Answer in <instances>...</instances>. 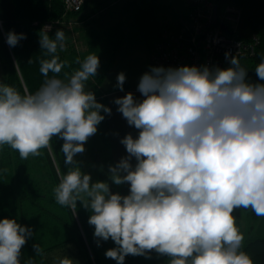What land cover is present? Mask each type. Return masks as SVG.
Segmentation results:
<instances>
[{"label": "clouds", "instance_id": "clouds-1", "mask_svg": "<svg viewBox=\"0 0 264 264\" xmlns=\"http://www.w3.org/2000/svg\"><path fill=\"white\" fill-rule=\"evenodd\" d=\"M49 31L45 26L40 33V47L50 57L40 60V88L21 94L0 82V147L27 159L49 148L53 137L63 140L68 170L53 189L55 201L74 213L78 202L90 210L98 246L111 239L116 247L105 256L116 264L129 255L150 258L153 251L169 257V264H254L241 250L244 236L234 213L251 209L264 217V58L255 67L260 82L250 81L237 56L226 52L227 68L150 67L137 86L142 99L131 92L115 98L117 112L138 130L120 140L127 155L108 167L112 184L129 185L121 195L108 182H92L75 159L105 119L101 112L112 111L86 90L99 57L78 58L79 68L60 78L67 61L57 51L65 50L66 36L57 29L50 38ZM22 39L25 34L10 31L6 42L15 47ZM125 81L119 73L120 91ZM32 236L15 219H0V264H21ZM33 249L41 251L37 244Z\"/></svg>", "mask_w": 264, "mask_h": 264}, {"label": "trees", "instance_id": "trees-1", "mask_svg": "<svg viewBox=\"0 0 264 264\" xmlns=\"http://www.w3.org/2000/svg\"><path fill=\"white\" fill-rule=\"evenodd\" d=\"M133 1L86 0L80 12L66 13L61 0H0V82L14 87L21 94L37 91L45 79L39 71L40 60L50 58L40 47L41 30L46 24L73 21L89 26L86 38L88 36L90 41L87 42L86 54L82 56L75 52L74 46L69 49L66 47L64 51L58 49L60 60L67 61L59 77L64 79L65 73L71 75L77 70L78 58L83 61L87 55L96 54L100 61L98 73L86 83L95 90L100 89L116 64L117 55L125 42L122 23L107 25L103 21L106 20L105 14L114 8L118 10L122 5L121 10L131 19L141 21L148 18L150 21L153 7L147 0H141L143 7L134 10ZM211 1L220 9L232 6L241 11L239 38L247 39L251 34L260 40L256 55L246 66L248 79L260 82L255 74V67L264 58V0ZM189 3L191 7V2ZM95 23L97 29L92 27ZM10 31L23 33L26 39L20 40L15 47H10L6 42ZM48 35L54 38L55 31H49ZM116 84L108 93L120 91ZM129 87L130 84L125 82L124 90ZM99 97L98 102L103 103L105 97ZM101 114L105 115V119L92 136L91 147L84 146L85 151L75 159L81 171L91 175L92 182H108L113 193L121 194L119 186L109 180L111 158H102L99 151L98 143L104 135H108V117L103 112ZM62 144L63 140L53 137L49 148L41 149L39 156H29L27 159H21L19 153L8 145L0 147V219H15L33 231V236L21 250V264L30 258L33 264H59L65 257L73 262L97 263L94 251L97 239L92 235L91 225L88 224L90 210L81 207L78 202L74 213L72 209L62 207L55 201L53 189L58 185L60 176L68 170L61 151ZM246 210L254 220L258 219L251 209ZM33 244L39 245V254L34 251ZM241 250L251 257L254 264H264V237L248 239ZM150 256L153 257L152 252ZM136 257L130 259V262Z\"/></svg>", "mask_w": 264, "mask_h": 264}, {"label": "rangeland", "instance_id": "rangeland-1", "mask_svg": "<svg viewBox=\"0 0 264 264\" xmlns=\"http://www.w3.org/2000/svg\"><path fill=\"white\" fill-rule=\"evenodd\" d=\"M147 2L153 7L149 17L150 21H148V18L141 21L131 19L121 10L122 5L117 8L118 10L114 8L105 14L106 20L103 21H105L107 25L122 23L121 25H123L125 42L117 55L116 64L108 74L105 83L100 89L95 90L96 93L94 92V89L91 90L95 94V97L97 94L100 96L99 98H102L103 93L109 91L110 88L117 83V75L121 72L126 76L125 82L130 83L132 87H137L142 74L150 70L149 61L155 45L160 41L173 40L184 34L191 8L189 5L190 0H147ZM211 2L214 3V1ZM133 3L134 10L143 7V2L141 0H134ZM96 26L97 24L95 23L92 27L97 29ZM88 27L89 26L87 25L83 26L79 23L70 21L63 25H59L54 31L57 29H63L68 36L65 41L67 49H69L70 46H74L75 52L79 56H82L83 54H86L87 42L90 41L88 36L86 38L87 31H89ZM81 28L84 32V39L82 37L83 34L80 35ZM78 36L81 37L82 40H79ZM98 100L99 99H97V101ZM91 138L92 137H90L84 145L85 148H88L89 146L91 147ZM100 142L98 143V146L102 158L110 156L109 150H112L113 147L110 145L108 137L104 135ZM90 231L94 236V226H90ZM114 247H116V245L111 239L108 241L101 240L99 246L97 243L94 247L95 255L97 257L96 264H116L115 260L106 258L105 256V252ZM134 257L136 256H127L124 264H138V262L139 264H148L143 262V260L147 261V258L144 256H137L134 261L130 262V259H133ZM166 262L167 261L165 260L162 263ZM73 264L87 263L86 261H82L73 262ZM156 264H160V262L156 261Z\"/></svg>", "mask_w": 264, "mask_h": 264}, {"label": "built area", "instance_id": "built-area-1", "mask_svg": "<svg viewBox=\"0 0 264 264\" xmlns=\"http://www.w3.org/2000/svg\"><path fill=\"white\" fill-rule=\"evenodd\" d=\"M49 1V0H48ZM66 13L80 12L86 0H61ZM217 9V22H214ZM241 11L232 6L218 8L211 0H192L186 30L181 37L160 41L150 58V67H180L184 65L229 67L225 53L237 56L245 68L255 55L260 40L251 35L238 37ZM65 23H51L50 31ZM44 26V28H45ZM225 27L224 30L222 27Z\"/></svg>", "mask_w": 264, "mask_h": 264}, {"label": "crops", "instance_id": "crops-1", "mask_svg": "<svg viewBox=\"0 0 264 264\" xmlns=\"http://www.w3.org/2000/svg\"><path fill=\"white\" fill-rule=\"evenodd\" d=\"M72 22V21H71ZM63 30V29H62ZM64 31V30H63ZM65 32V31H64ZM84 32L81 30V34ZM66 39L68 38L67 34L65 33ZM84 39V35L82 36ZM71 38V37H70ZM79 40H82L81 37L78 36ZM76 41V40H75ZM150 66V61H149ZM130 84V83H129ZM94 87L86 83V90H93ZM94 92L96 93L95 89ZM103 93V97H105V101L102 103L105 106L111 108V115H107L108 117V140L110 141V145L113 147L112 150H109L110 153V165H115L123 156H126V149L120 143V140L128 133H131L134 137L138 134V130L134 127H130L126 120L122 117V114L117 112V105H115L114 100L115 98L122 97L126 93L131 92L137 99H142L141 94L137 91V87H132L130 84V89L124 91H118L113 93ZM98 99V95L96 94V100ZM117 141V142H116ZM110 146V147H111ZM133 164H135V160L133 159ZM121 195H127L129 192V185L123 184L119 185ZM236 217L237 226L239 227L240 231L243 233L244 240L242 247L244 246L245 242L254 237H264V217H258L257 220L252 218V215L246 209H237L234 213ZM153 257L147 258V261L143 262L148 264H156V261L160 262V264H169V257L167 256H160L154 251ZM150 255V254H149ZM166 263H162L164 261Z\"/></svg>", "mask_w": 264, "mask_h": 264}, {"label": "water", "instance_id": "water-1", "mask_svg": "<svg viewBox=\"0 0 264 264\" xmlns=\"http://www.w3.org/2000/svg\"><path fill=\"white\" fill-rule=\"evenodd\" d=\"M214 22H217V9H215V15H214ZM224 30L226 29L224 26L222 27Z\"/></svg>", "mask_w": 264, "mask_h": 264}, {"label": "bare ground", "instance_id": "bare-ground-1", "mask_svg": "<svg viewBox=\"0 0 264 264\" xmlns=\"http://www.w3.org/2000/svg\"><path fill=\"white\" fill-rule=\"evenodd\" d=\"M190 2H191V0H190ZM155 49V48H154Z\"/></svg>", "mask_w": 264, "mask_h": 264}]
</instances>
